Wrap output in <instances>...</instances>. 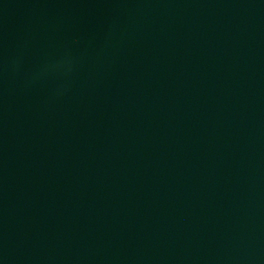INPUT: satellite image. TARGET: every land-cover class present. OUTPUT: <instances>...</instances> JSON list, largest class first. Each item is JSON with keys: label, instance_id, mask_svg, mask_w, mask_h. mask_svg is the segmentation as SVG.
<instances>
[{"label": "water", "instance_id": "water-1", "mask_svg": "<svg viewBox=\"0 0 264 264\" xmlns=\"http://www.w3.org/2000/svg\"><path fill=\"white\" fill-rule=\"evenodd\" d=\"M0 264H264V0H0Z\"/></svg>", "mask_w": 264, "mask_h": 264}]
</instances>
